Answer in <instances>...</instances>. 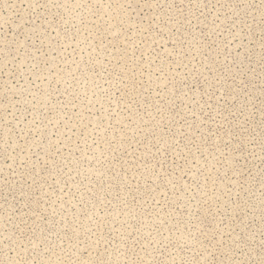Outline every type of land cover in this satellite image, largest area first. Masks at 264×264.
<instances>
[{
	"label": "rangeland",
	"instance_id": "obj_1",
	"mask_svg": "<svg viewBox=\"0 0 264 264\" xmlns=\"http://www.w3.org/2000/svg\"><path fill=\"white\" fill-rule=\"evenodd\" d=\"M0 264H264V0H0Z\"/></svg>",
	"mask_w": 264,
	"mask_h": 264
}]
</instances>
